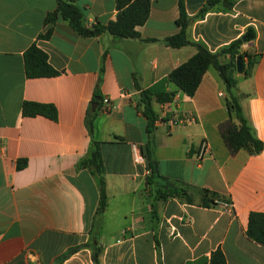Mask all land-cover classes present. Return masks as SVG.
Returning <instances> with one entry per match:
<instances>
[{"label":"crops","instance_id":"crops-1","mask_svg":"<svg viewBox=\"0 0 264 264\" xmlns=\"http://www.w3.org/2000/svg\"><path fill=\"white\" fill-rule=\"evenodd\" d=\"M149 17L136 28L139 39L117 40L104 32L81 37L57 16L56 0H0V264H93L89 241L99 190L94 177L78 163L91 140L98 142L105 170L107 205L97 233L100 264H158L154 230L162 264H209L220 249L226 264H264V246L247 239L249 214L264 213V0H238L230 11L222 5L197 18L206 0H183L190 24L187 36L211 53L241 38L247 29L255 39L241 47L257 56L250 75L234 73V94L263 150L231 154L219 133L229 118V94L218 72L209 68L193 97L172 83L161 106L196 117L192 125L168 130L155 124L153 157L162 177L183 187L194 202L172 198L155 202L156 216L146 197V118L139 107L141 89L166 80L196 48L179 49L162 41L179 32L178 0H149ZM86 28L105 27L117 16L115 0H73ZM154 39L155 42H144ZM35 45L60 73L29 79L23 55ZM228 56H221L222 63ZM99 110L92 138L86 128L94 95ZM101 99V101H100ZM104 99L111 103L101 113ZM23 102L55 107L56 121L23 117ZM98 108V106H97ZM93 113V112H92ZM209 152L195 156L202 142ZM134 150L141 156L134 161ZM25 161L17 168L18 161ZM207 189L217 206L199 204ZM232 203V212L222 203ZM108 225L113 231L105 234Z\"/></svg>","mask_w":264,"mask_h":264},{"label":"trees","instance_id":"trees-1","mask_svg":"<svg viewBox=\"0 0 264 264\" xmlns=\"http://www.w3.org/2000/svg\"><path fill=\"white\" fill-rule=\"evenodd\" d=\"M56 1L57 8L54 13L48 15L46 21L52 22L59 16L67 21L73 31L81 37H95L106 32L117 40L139 39L140 36L136 28L145 24L150 11L149 0H115L117 10L116 20L105 27L88 29L84 26L81 11L73 4V0ZM237 1L238 0H206L197 18H202L207 12L219 5L224 6L226 10L230 11ZM178 10L179 16L176 20V25L179 28V32L165 38L162 43L173 49L191 45L196 48V53L185 63L172 70L166 80L160 81L147 89H141L135 79V89L140 92L138 105L141 107L142 113L146 118V159L148 162V174L146 176L147 186L145 192L150 202L151 213L154 220L157 219L155 202H165L172 198L181 199L188 204L194 202L193 196L186 188L177 187L160 175L157 161L154 159L152 153L154 144L153 130L156 118V114L152 107V101L155 100V102L163 104L172 100V94L166 91V85L168 83H172L186 96L193 97L201 83L203 75L209 68L213 67L218 72L229 94V100L227 101L229 118L219 125V133L225 146L231 154L244 150L249 155H255L263 150V143L256 138L234 94L237 83L234 77L237 57L240 56L242 74L246 77L250 75L257 61V56L241 51L243 45L251 43L255 39V31L249 28L241 38L231 42L219 51L211 53L204 44L191 42L188 39L187 29L191 19H189L185 13L183 0H178ZM144 42H155V40L146 39ZM221 56H228V61L222 63L220 61ZM23 62L25 76L29 79L54 77L60 73L50 66L47 55L35 45H32L25 51ZM94 98H98L96 94ZM94 102L93 100L92 103ZM98 110L99 105L94 113L89 110L86 115V128L91 138L93 133V120ZM21 114L23 117L43 116L52 121H56L57 119V112L54 106L35 102H23ZM24 165V160L17 162L18 169L23 168ZM78 168L88 170L94 177L99 190L98 206L93 217L89 241L82 246L69 250L66 254L61 256L60 259L63 260L81 247H84L92 251V263L100 264L99 257L101 254V247L97 244V233L101 227L102 215L107 205V195L105 187V170L101 157L100 144L98 142L91 140L85 157L78 163ZM198 193L200 195L199 204L201 206L208 208L218 205V203L215 202L213 194L207 189H199ZM155 230L154 244L157 262L158 264H162L160 244L156 238ZM245 236L248 240L264 246V213L252 212L249 214ZM209 264H226L225 257L219 248L211 253Z\"/></svg>","mask_w":264,"mask_h":264},{"label":"built area","instance_id":"built-area-1","mask_svg":"<svg viewBox=\"0 0 264 264\" xmlns=\"http://www.w3.org/2000/svg\"><path fill=\"white\" fill-rule=\"evenodd\" d=\"M110 108H111V103L108 100L104 99L100 107V112L107 113L109 112ZM195 122H196V117L194 115L189 113H182V112L180 113L171 112L168 107L162 105L161 111L159 112L158 115H156L154 125L164 124L167 125L168 130H172L181 125H192ZM208 152H209L208 145L206 142L203 141L196 153L195 156L196 160L198 162L201 161ZM140 159L141 156L138 153H136V151L134 150V161L138 162ZM221 205L232 212L233 210L232 203L227 202V203H222Z\"/></svg>","mask_w":264,"mask_h":264},{"label":"water","instance_id":"water-1","mask_svg":"<svg viewBox=\"0 0 264 264\" xmlns=\"http://www.w3.org/2000/svg\"><path fill=\"white\" fill-rule=\"evenodd\" d=\"M236 73L242 74V64L240 61V56L236 59ZM99 98L95 99V102L91 105V112H95L98 106Z\"/></svg>","mask_w":264,"mask_h":264},{"label":"rangeland","instance_id":"rangeland-1","mask_svg":"<svg viewBox=\"0 0 264 264\" xmlns=\"http://www.w3.org/2000/svg\"><path fill=\"white\" fill-rule=\"evenodd\" d=\"M112 231H113L112 225H108L105 234L109 233L107 235L110 236L111 235L110 233H112Z\"/></svg>","mask_w":264,"mask_h":264}]
</instances>
